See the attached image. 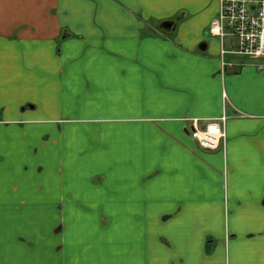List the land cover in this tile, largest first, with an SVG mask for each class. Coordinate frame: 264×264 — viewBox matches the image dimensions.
Masks as SVG:
<instances>
[{
    "label": "crops",
    "instance_id": "obj_1",
    "mask_svg": "<svg viewBox=\"0 0 264 264\" xmlns=\"http://www.w3.org/2000/svg\"><path fill=\"white\" fill-rule=\"evenodd\" d=\"M217 11L0 0V264H264V58Z\"/></svg>",
    "mask_w": 264,
    "mask_h": 264
},
{
    "label": "built area",
    "instance_id": "obj_2",
    "mask_svg": "<svg viewBox=\"0 0 264 264\" xmlns=\"http://www.w3.org/2000/svg\"><path fill=\"white\" fill-rule=\"evenodd\" d=\"M208 32L220 41L222 69L240 66L226 55L249 60L264 58V0H218V11L210 21ZM220 120H223L220 119ZM190 137L205 150H215L224 138L218 121L198 129L192 121Z\"/></svg>",
    "mask_w": 264,
    "mask_h": 264
},
{
    "label": "water",
    "instance_id": "obj_3",
    "mask_svg": "<svg viewBox=\"0 0 264 264\" xmlns=\"http://www.w3.org/2000/svg\"><path fill=\"white\" fill-rule=\"evenodd\" d=\"M162 28L167 31L174 30V22L173 21H167L162 23Z\"/></svg>",
    "mask_w": 264,
    "mask_h": 264
}]
</instances>
